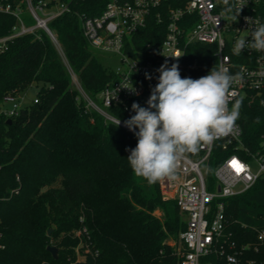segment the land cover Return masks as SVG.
<instances>
[{"label":"trees","instance_id":"obj_1","mask_svg":"<svg viewBox=\"0 0 264 264\" xmlns=\"http://www.w3.org/2000/svg\"><path fill=\"white\" fill-rule=\"evenodd\" d=\"M107 1L73 2L71 15L49 24L68 65L92 99L117 75L87 43L76 14L98 15ZM184 3L173 0L154 9L146 27L133 37L136 50L146 54L148 44L153 49L161 45L167 7ZM185 20L191 25V17ZM15 22L0 14V38L11 32ZM38 34L39 39L18 37L0 51V108L6 96L38 89L34 98L38 103L24 106L18 116L0 113V264H178L179 236L187 223L176 201L164 198L160 181L149 186L134 175L127 157L137 137L97 113H84L58 49L43 31ZM216 50L214 45H189L181 77L207 75L216 65ZM128 52L135 57L132 50ZM111 113L128 119L122 107ZM238 122L244 141L256 144L264 132V108L241 102ZM186 154L199 156V152ZM228 156L216 143L209 177ZM58 182L60 187L55 186ZM225 215L233 240L254 241L255 229L264 224V183L226 199ZM79 242L86 250L82 260L76 253ZM49 246L57 248V259L47 251Z\"/></svg>","mask_w":264,"mask_h":264},{"label":"built area","instance_id":"obj_2","mask_svg":"<svg viewBox=\"0 0 264 264\" xmlns=\"http://www.w3.org/2000/svg\"><path fill=\"white\" fill-rule=\"evenodd\" d=\"M83 1L0 0V14L11 16L16 21L11 32L0 38V51H5L8 44L18 37L35 35L39 39L38 31H43L59 51L83 101L84 113H97L107 122L115 124L117 117L111 113L113 108L122 107L129 119L135 115L131 108L133 102L142 107L148 106L151 89L158 83L159 72L156 70L162 64L167 62L171 67L177 63L182 70L183 56L189 45H214L217 49L215 66L223 65L232 74L239 73L242 77L237 78L230 89L229 108L236 100L248 105L259 103L264 108V51L245 48L239 54L234 52L238 38L251 40L245 31L249 28L245 17L264 22V0H244L245 5L238 16L235 7L231 13L225 12L223 0H184V5L180 7L168 6L166 36L154 49L148 44L146 54L136 50L133 37L146 27L154 9H160L173 0H108L98 15L77 13L82 35L90 47L97 53L118 58L123 66L112 70L117 80L96 99L82 89L65 59L57 35L49 28L55 19L73 13L71 3ZM231 3L235 5L237 0H231ZM23 9L30 14L33 25H27L22 19ZM161 16L159 12V23L163 22ZM193 16L196 18L194 21ZM186 17H191V25ZM128 49L134 52L135 57L129 54ZM146 74L151 79H147ZM122 86H133L135 92ZM25 101V93L10 94L4 102L11 104L12 108L0 113L9 118L18 116L26 106ZM33 102L38 103L37 98ZM120 121L119 127L129 131L124 121ZM216 143H220L229 156L215 170L213 181L209 182L210 158ZM198 152L197 158L184 154L177 162L175 178L160 181L161 191L176 201L187 223L186 230L179 236L178 264H264V259L261 260L264 254V224L255 229L254 241L238 243L233 240L225 215L226 199L250 190L260 181L264 183V132L256 144L249 145L244 141V130L237 120L228 135L202 145ZM233 161L238 162L241 171H237Z\"/></svg>","mask_w":264,"mask_h":264},{"label":"clouds","instance_id":"obj_3","mask_svg":"<svg viewBox=\"0 0 264 264\" xmlns=\"http://www.w3.org/2000/svg\"><path fill=\"white\" fill-rule=\"evenodd\" d=\"M225 12L236 8L239 15L244 0H223ZM250 35L238 38L234 52L239 54L245 48L264 51V22L258 18L245 17ZM158 83L151 89L147 107L133 102L135 115L125 120L124 126L133 131L137 145L128 149L127 161L136 177L142 178L149 186L165 179H174L177 162L186 153H196L204 144L228 135L239 118L241 100L231 108L230 89L240 74H232L223 66H213L207 75L198 79L181 77L179 65L167 62L157 70ZM147 79L151 76L146 74ZM135 92L133 86L127 87ZM138 94V93H137ZM121 124L115 119V127ZM138 129V131H136Z\"/></svg>","mask_w":264,"mask_h":264},{"label":"rangeland","instance_id":"obj_4","mask_svg":"<svg viewBox=\"0 0 264 264\" xmlns=\"http://www.w3.org/2000/svg\"><path fill=\"white\" fill-rule=\"evenodd\" d=\"M21 17L27 25H33L34 24V21L32 20V18H31L30 14L28 13L27 10H25V9L22 10ZM98 57L101 60V62L110 70H115L118 67H123L122 63L119 61L118 58L110 57L108 55H104L101 53H98ZM37 91H38V89L36 87H32L25 93L26 101H25L24 105H29L33 102L34 98L36 97ZM11 108H12L11 104L4 103L0 108V112L7 110V109H11ZM214 173H215V170L212 172V177L211 176L208 177L209 182H211V178H214ZM55 186L60 187V182H58ZM162 195L164 196V198L172 200V197L166 195L163 191H162ZM49 231H51V230H48V232ZM51 235H52V231L50 234L47 233V236H51ZM77 236H78V234L75 233L74 237H77ZM51 247H53V246H51ZM76 253H77V258L79 260L85 259L86 250H85L84 246L82 245V242H79L78 245L76 246Z\"/></svg>","mask_w":264,"mask_h":264},{"label":"water","instance_id":"obj_5","mask_svg":"<svg viewBox=\"0 0 264 264\" xmlns=\"http://www.w3.org/2000/svg\"><path fill=\"white\" fill-rule=\"evenodd\" d=\"M50 233H51V231L48 232V234H50ZM47 251L52 255V257L54 259H57V257H58L57 248L49 246V247H47Z\"/></svg>","mask_w":264,"mask_h":264},{"label":"snow or ice","instance_id":"obj_6","mask_svg":"<svg viewBox=\"0 0 264 264\" xmlns=\"http://www.w3.org/2000/svg\"><path fill=\"white\" fill-rule=\"evenodd\" d=\"M233 166L236 167L237 171H241L242 170V167L236 161H233Z\"/></svg>","mask_w":264,"mask_h":264},{"label":"bare ground","instance_id":"obj_7","mask_svg":"<svg viewBox=\"0 0 264 264\" xmlns=\"http://www.w3.org/2000/svg\"><path fill=\"white\" fill-rule=\"evenodd\" d=\"M171 195V193H169Z\"/></svg>","mask_w":264,"mask_h":264}]
</instances>
